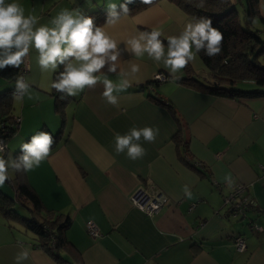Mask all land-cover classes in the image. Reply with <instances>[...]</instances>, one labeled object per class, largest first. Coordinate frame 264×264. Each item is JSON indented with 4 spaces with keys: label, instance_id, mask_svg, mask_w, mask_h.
Listing matches in <instances>:
<instances>
[{
    "label": "crops",
    "instance_id": "crops-1",
    "mask_svg": "<svg viewBox=\"0 0 264 264\" xmlns=\"http://www.w3.org/2000/svg\"><path fill=\"white\" fill-rule=\"evenodd\" d=\"M121 1L17 0L25 15H36L40 24H50L62 9L85 15L108 10L110 3L119 6ZM229 1L236 9L243 5L246 15V0ZM258 8L260 16L254 21L260 20L257 30L264 37V0H259ZM195 19L175 2L160 0L135 15L121 16L114 25L102 26L124 49L122 41L153 28L162 30L166 44L168 36L179 35ZM36 56L31 50L30 70L24 78L39 99L12 97L10 108L0 103V122L9 117L21 120L0 155L7 158L13 153L15 158L20 145L37 131L58 136L56 147L38 168L19 173L52 212L50 217L70 222L64 235L73 246L62 249L64 264H264V97H220L181 81L191 77L212 82L199 54L181 70L179 80L154 83V75H169L167 70L147 54L137 58L124 51L120 69L130 72L132 64L140 67L130 75L131 86L119 94L117 106L105 101L103 85L98 84L67 98L63 111L57 112L50 87L55 73L41 72ZM7 68L0 70V95L15 86V75L8 74ZM117 73H108L109 78L117 80ZM133 126L159 128L154 143H143L147 154L135 161L114 149L115 133L123 135ZM14 175L17 190L18 172ZM228 175L234 181L231 186L223 179ZM239 183L248 185V194L256 202L250 218L260 223L256 224L262 228L259 232L248 228V220L226 213L225 197ZM149 185L169 197V203L153 216L130 203L138 187ZM185 185L191 198L183 192ZM89 221L101 231L97 239L87 233ZM239 234L246 238L244 252L234 246ZM21 250L29 251L23 264H62L37 245L36 238L10 228L0 213V264H15Z\"/></svg>",
    "mask_w": 264,
    "mask_h": 264
},
{
    "label": "clouds",
    "instance_id": "clouds-1",
    "mask_svg": "<svg viewBox=\"0 0 264 264\" xmlns=\"http://www.w3.org/2000/svg\"><path fill=\"white\" fill-rule=\"evenodd\" d=\"M141 2L151 5L153 0ZM131 3L133 0H125L119 5L120 11L117 4H108L106 24L114 25L122 15H127ZM162 35L160 28L141 31L122 41L125 48L121 49L118 47L121 41H117L104 26H96L92 17L84 16L78 10L62 9L50 24H40L36 15H25L24 7L17 0H0V70L20 68L34 49L41 72L55 73L63 66V71L55 76L50 85L61 94V99L76 97L86 88L93 89L102 84V97L108 104L117 106L119 94L131 86L130 75L138 73L140 67L132 64L130 72L121 70L120 58L124 51L137 58L147 54L167 70L171 82L181 78V70L194 62L201 51L208 57H215L222 51L223 34L212 26L210 18L201 17L185 24L179 35L167 37L166 44L161 39ZM105 68L106 72L102 71ZM108 73H117V80L110 79ZM31 89L32 85L23 76H18L13 97L18 101H23L25 97L38 100L39 97L34 96ZM158 135L159 128L149 126H133L123 135L117 132L114 135L115 152L126 154L133 161L142 159L147 154L143 143H154ZM53 144L54 139L49 132L37 131L29 142L20 145L22 154L18 157L0 155V186L10 182V170L27 173L38 168L49 157ZM4 152L3 142L0 141V153ZM223 179L229 186L234 183L230 175ZM183 192L191 198L187 185ZM28 258L29 251L21 250L14 261L15 264H23Z\"/></svg>",
    "mask_w": 264,
    "mask_h": 264
},
{
    "label": "trees",
    "instance_id": "trees-1",
    "mask_svg": "<svg viewBox=\"0 0 264 264\" xmlns=\"http://www.w3.org/2000/svg\"><path fill=\"white\" fill-rule=\"evenodd\" d=\"M158 1L160 0H153L152 4ZM171 1L175 2L186 13L198 19L201 17L210 18L212 20V26L219 29L223 34L222 51L219 55L208 57L203 51L199 53L205 66L210 70L213 77L212 82H209V84L203 83L197 78L191 77L187 79L185 77L181 81L186 80L193 86L220 97L231 99L264 97V37L259 30H253L252 28L254 19L260 16L258 8L259 0H247L245 11L247 13L248 28L242 27L238 10L230 4L229 0ZM124 2L125 0H122L121 4ZM151 5L143 4L141 0H133V3L128 5L130 9L128 15H135ZM117 10L120 11L119 6ZM84 16L92 17L96 26H102L107 22L108 10H96ZM18 70L19 68L15 67H8L6 69L8 74L14 73L15 79L18 75ZM60 71H63V66H60L57 72H55L53 79H55V76ZM247 83H252L253 87L251 89H245L239 86L246 85ZM13 91L14 88L0 95V103H2L3 108H10L13 104ZM52 92L56 97V111H63V104L66 103L67 98L61 99V94L56 92L55 89ZM0 123V141L7 143L18 132V127H16L13 117L2 120ZM50 134L54 139L53 149L56 147L58 136L52 133ZM21 154V150L17 151L15 158ZM18 175L19 184L17 194L23 201L30 203L29 209L32 217L25 218L16 209V201L9 198L7 193L1 190L0 213L9 222L10 228L15 227L13 223L24 226L25 230L35 235L37 245L43 247L57 262L64 264L65 261L61 251L71 244L64 235V230L70 223L69 220H63L61 217H50L52 216V212L46 209L42 200L27 180L19 172ZM255 210L256 208L253 207L248 212V217H250L251 213H255ZM249 220L250 222H247L248 228L252 232H259L255 228L252 229L251 224L260 225V223L252 217ZM239 235L242 236L241 234Z\"/></svg>",
    "mask_w": 264,
    "mask_h": 264
},
{
    "label": "built area",
    "instance_id": "built-area-1",
    "mask_svg": "<svg viewBox=\"0 0 264 264\" xmlns=\"http://www.w3.org/2000/svg\"><path fill=\"white\" fill-rule=\"evenodd\" d=\"M29 58L26 59L25 63L22 64L21 72L19 76H23L26 72H29ZM170 80L168 74L163 72H158L153 77L154 83H162ZM14 92V91H13ZM20 119L16 120V127L20 125ZM4 148L6 150L7 145L3 142ZM248 185L239 183L235 185L231 192L225 197V208L227 210L228 217H234L241 220H248V212L254 207L256 208V202L248 194ZM131 205L144 212L148 216H153L162 211V209L169 203V197L163 194L155 186H140L138 187L130 197ZM252 205V206H251ZM252 229L261 231L262 228L256 224H251ZM86 230L88 235L92 239H97L101 231L99 227L92 221L86 224ZM234 246L240 252L247 250L246 239L243 236H236L234 239Z\"/></svg>",
    "mask_w": 264,
    "mask_h": 264
},
{
    "label": "rangeland",
    "instance_id": "rangeland-1",
    "mask_svg": "<svg viewBox=\"0 0 264 264\" xmlns=\"http://www.w3.org/2000/svg\"><path fill=\"white\" fill-rule=\"evenodd\" d=\"M70 1H72V0H70ZM246 4H247V0L245 1V4H244L245 7H246ZM242 7H243V5H241V4L239 6H237L238 15L241 17L240 20L242 21V23H241L242 24V27L248 28L247 20H246L247 19V13L245 15V13L243 11L244 8L242 9ZM85 15H88V14L85 13ZM242 18H244V20ZM259 24H260V20L259 19L255 20L253 22V24H252L253 30H256L257 28H259V26H258ZM239 86L242 87V88H245V89H251L250 86H246V85H239ZM17 119H18V117L14 119V122H16ZM11 155L13 156V153H11ZM13 158H14V156H13ZM9 176H10V182H5V184L3 185L4 191L7 193V195L9 196V198H11L12 200H15L16 201V204H15L16 209L25 218H31L32 217V213L30 212V209H29L30 208V203H28L27 201H23V199H21L18 196V194H17V190H16L17 181L15 180L14 172H12L10 170ZM17 206H19V207H17ZM13 224L15 225V227H13L12 229H17V230L20 229V230L23 231V234H25L26 236H30L32 238H35V235L32 232L25 231V229L22 228L21 225H19L17 223H13ZM236 232H238V231H236ZM49 244L51 245V243H49Z\"/></svg>",
    "mask_w": 264,
    "mask_h": 264
}]
</instances>
